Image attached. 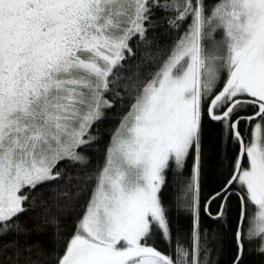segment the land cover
I'll use <instances>...</instances> for the list:
<instances>
[{
	"label": "snow or ice",
	"instance_id": "6c2138e0",
	"mask_svg": "<svg viewBox=\"0 0 264 264\" xmlns=\"http://www.w3.org/2000/svg\"><path fill=\"white\" fill-rule=\"evenodd\" d=\"M211 123L238 151L203 214L227 224L236 198L245 264L264 256V0H0V264H212ZM189 161L182 230L162 188Z\"/></svg>",
	"mask_w": 264,
	"mask_h": 264
},
{
	"label": "trees",
	"instance_id": "16d2710c",
	"mask_svg": "<svg viewBox=\"0 0 264 264\" xmlns=\"http://www.w3.org/2000/svg\"><path fill=\"white\" fill-rule=\"evenodd\" d=\"M161 42H167L168 34L161 30L156 34ZM127 103V102H126ZM126 110V104H125ZM243 115L252 114L249 108L242 112ZM117 121L109 120L101 125V133L103 143L95 145L89 151L93 169L103 165V148L107 144L111 129L115 127ZM206 123H208L206 121ZM221 125L218 123L210 124V139L205 143L204 156L202 162V170L200 177V199H201V222L204 228L215 232L217 237L212 242L213 251L211 253L212 264H231L234 255L233 230L235 227V216L237 214V201L233 197L230 208L231 211L227 217V224L214 223L211 219L203 214V204L206 198L228 179L234 163V158L238 151V146L234 145L221 135ZM241 129L245 128L241 124ZM191 161L188 167L184 169L183 175L179 178L175 177L173 172L166 175V185L162 188V200L166 208L169 210V218L174 227L178 226L182 230H186L190 226V218L183 208L177 209L176 197L178 190L183 187L190 176ZM216 204L211 205V211L215 213ZM157 247L161 251H166V245L158 242ZM245 264H264V256L256 251L255 244L247 245Z\"/></svg>",
	"mask_w": 264,
	"mask_h": 264
}]
</instances>
